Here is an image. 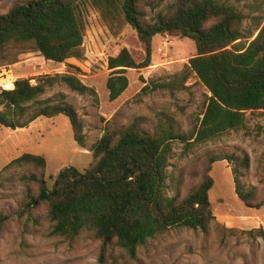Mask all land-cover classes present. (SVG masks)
I'll use <instances>...</instances> for the list:
<instances>
[{"label":"trees","instance_id":"obj_1","mask_svg":"<svg viewBox=\"0 0 264 264\" xmlns=\"http://www.w3.org/2000/svg\"><path fill=\"white\" fill-rule=\"evenodd\" d=\"M92 1L118 7L145 52L139 62L125 47L108 57L109 100H115L127 88V69L151 64L154 36L169 35L191 39L196 54L180 72L181 79L176 76L159 87H183L193 73L209 92L205 109L199 126L189 135L180 134L167 119L159 120L151 129L136 120L104 132L90 147L89 165L82 171L72 166L62 168L51 187L42 155L24 153L12 159L3 171L29 166L21 176L27 185L23 204L26 212L32 215L33 209L42 208L44 217L52 223L53 235L73 238L84 230L91 232L101 243L99 263L113 264L109 258L113 248L135 255L147 239L171 228L205 231L215 219L208 193L214 185L211 170L217 160L232 164L239 200L249 208L263 207L264 193L261 195L252 186L244 187L240 180L242 169L249 166L245 152L239 157L206 155L197 181L182 197L178 182L172 195L166 189L174 140L210 141L242 127L246 111H264V12L254 17V30L245 31L244 14L222 0H175L151 18H147L146 9L158 7L162 0ZM75 2L18 0L0 14V48L11 41L32 42L45 60L62 63L68 58H81L83 25ZM57 81L80 94L96 96L92 87L71 74L44 75L35 84L28 78H18L13 90L0 92V125L15 130L39 117L65 115L73 139L83 146L84 136L74 108L62 99H37L46 86ZM257 232L264 239L263 230L258 228Z\"/></svg>","mask_w":264,"mask_h":264},{"label":"rangeland","instance_id":"obj_2","mask_svg":"<svg viewBox=\"0 0 264 264\" xmlns=\"http://www.w3.org/2000/svg\"><path fill=\"white\" fill-rule=\"evenodd\" d=\"M18 0H0V14ZM175 0H162L154 9L147 8V18L163 11ZM244 14L242 27L254 30V17L264 12V0H222ZM83 25L82 57L62 63L45 60L32 42H9L0 48V66L9 67L14 76L28 78L35 84L44 75L71 74L92 87L96 96L80 94L62 82L46 86L38 100L53 97L71 105L81 124L84 144L73 139L65 115L39 117L15 130L0 125V264H100L101 243L89 231L73 238L53 235L52 223L42 208L29 215L23 204L27 185L21 176L28 165L3 167L24 154L42 155L46 160L48 187L64 167L84 170L91 161V145L106 131L123 128L138 120L151 129L161 119L173 123L184 135L194 132L202 118L209 92L190 74L183 87H159L174 78L188 59L196 54L194 42L187 37L156 35L152 40L151 64L142 69H127L128 86L115 100H109L106 80L111 70L109 56L125 47L135 61H142L144 47L136 31L125 21L118 7L97 5L92 0H76ZM256 34V33H255ZM255 36V35H254ZM253 36V37H254ZM174 140L167 168V194L178 188L184 196L198 179L206 155L217 157L249 156V166L242 169L244 187L264 193V111H246L245 121L216 139L200 143ZM188 144V145H186ZM192 144V145H189ZM231 163L217 160L212 165L214 185L208 196L215 219L205 231L171 228L147 239L135 255L120 248L109 253L113 264H264V206L247 207L234 191ZM253 230V233H249Z\"/></svg>","mask_w":264,"mask_h":264},{"label":"built area","instance_id":"obj_3","mask_svg":"<svg viewBox=\"0 0 264 264\" xmlns=\"http://www.w3.org/2000/svg\"><path fill=\"white\" fill-rule=\"evenodd\" d=\"M16 79L9 67L0 66V92L13 90Z\"/></svg>","mask_w":264,"mask_h":264}]
</instances>
